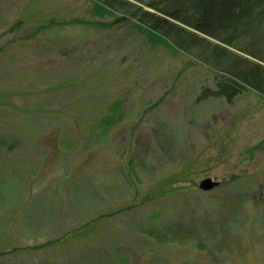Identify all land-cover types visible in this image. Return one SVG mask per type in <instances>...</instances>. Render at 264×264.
Listing matches in <instances>:
<instances>
[{"label": "rangeland", "instance_id": "374dc122", "mask_svg": "<svg viewBox=\"0 0 264 264\" xmlns=\"http://www.w3.org/2000/svg\"><path fill=\"white\" fill-rule=\"evenodd\" d=\"M112 18L0 0V264H264V97Z\"/></svg>", "mask_w": 264, "mask_h": 264}, {"label": "trees", "instance_id": "16d2710c", "mask_svg": "<svg viewBox=\"0 0 264 264\" xmlns=\"http://www.w3.org/2000/svg\"><path fill=\"white\" fill-rule=\"evenodd\" d=\"M108 22H69L113 28L128 22L153 44L202 62L214 72L200 99L231 103L248 91L264 97V0H88ZM64 21L41 23L33 32Z\"/></svg>", "mask_w": 264, "mask_h": 264}, {"label": "water", "instance_id": "95a60500", "mask_svg": "<svg viewBox=\"0 0 264 264\" xmlns=\"http://www.w3.org/2000/svg\"><path fill=\"white\" fill-rule=\"evenodd\" d=\"M198 188L203 190V191H209L213 188H215L216 186H218V181L213 180L210 177H205L203 179H201L198 183Z\"/></svg>", "mask_w": 264, "mask_h": 264}, {"label": "crops", "instance_id": "0c3cea01", "mask_svg": "<svg viewBox=\"0 0 264 264\" xmlns=\"http://www.w3.org/2000/svg\"><path fill=\"white\" fill-rule=\"evenodd\" d=\"M52 163H53V161L50 162V164H52ZM49 169H55V168H53V165H52ZM71 175H72V174H71ZM72 177H73V176H72ZM52 179H53V187L55 188V193H56V190H58V189H57V185H58V183H59V184H62V183H61L60 180H57L58 178H56V177H55V178H52ZM55 179H56V180H55ZM69 179H70V178H69ZM66 182H67V180L64 179V182H63L62 185H64V186L67 187L69 184H66ZM70 184H72V183H70ZM32 186H33V185H32ZM32 186L28 187L29 190L26 191L25 193L28 194V192H29V193H33V191H35V190L37 191V189L34 188V187H32ZM69 192H70V191H69Z\"/></svg>", "mask_w": 264, "mask_h": 264}]
</instances>
